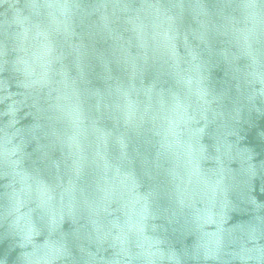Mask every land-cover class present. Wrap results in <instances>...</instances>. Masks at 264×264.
<instances>
[{
	"label": "water",
	"instance_id": "water-1",
	"mask_svg": "<svg viewBox=\"0 0 264 264\" xmlns=\"http://www.w3.org/2000/svg\"><path fill=\"white\" fill-rule=\"evenodd\" d=\"M0 264H264V0H0Z\"/></svg>",
	"mask_w": 264,
	"mask_h": 264
}]
</instances>
